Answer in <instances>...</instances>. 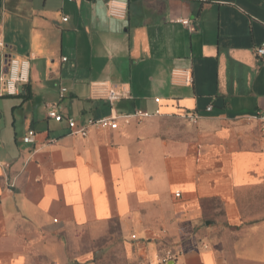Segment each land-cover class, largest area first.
Wrapping results in <instances>:
<instances>
[{
    "label": "crops",
    "instance_id": "obj_1",
    "mask_svg": "<svg viewBox=\"0 0 264 264\" xmlns=\"http://www.w3.org/2000/svg\"><path fill=\"white\" fill-rule=\"evenodd\" d=\"M106 1L0 0V264H99L111 224L121 264H264V0Z\"/></svg>",
    "mask_w": 264,
    "mask_h": 264
},
{
    "label": "built area",
    "instance_id": "obj_2",
    "mask_svg": "<svg viewBox=\"0 0 264 264\" xmlns=\"http://www.w3.org/2000/svg\"><path fill=\"white\" fill-rule=\"evenodd\" d=\"M108 14L112 17L123 18L127 11V3L123 0H107L106 1ZM63 20H67V17H64ZM178 21L187 25L189 23L188 19L180 18ZM256 53L260 56H264V42L261 43L255 49ZM66 60V57L62 58ZM188 80L189 77L186 76ZM29 80V61L28 59H18L16 57H6L5 58V74L3 76V85L4 91L8 95L16 94L18 91L19 84H23L28 82ZM64 90V88L62 89ZM118 97V94L109 90L107 98L109 100H114ZM158 101V99H156ZM210 107H208L209 109ZM47 114L49 117L56 121H61L63 116L57 112L55 109H48ZM148 113L141 110H135L131 114H123L121 115L124 118L126 123H129L131 117H136L141 119L147 116ZM259 118L262 120V129L264 132V109L258 112L257 114ZM118 118L117 115H109L100 118H88L84 123L77 125V122L74 118L69 117L66 118L67 125L69 127L71 134H78L80 136H87L91 128H99V129H116L118 127ZM190 121L196 122L197 115L192 114L189 116ZM35 131L33 129H29L26 134L23 136V141L25 143H34L35 142ZM176 196H179V192H176ZM171 255L166 254L159 258V264H167L170 260Z\"/></svg>",
    "mask_w": 264,
    "mask_h": 264
},
{
    "label": "rangeland",
    "instance_id": "obj_3",
    "mask_svg": "<svg viewBox=\"0 0 264 264\" xmlns=\"http://www.w3.org/2000/svg\"><path fill=\"white\" fill-rule=\"evenodd\" d=\"M83 237L87 238L88 236ZM95 247L99 264H121L123 251L116 225L109 226L107 234L98 240Z\"/></svg>",
    "mask_w": 264,
    "mask_h": 264
}]
</instances>
